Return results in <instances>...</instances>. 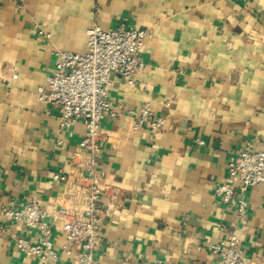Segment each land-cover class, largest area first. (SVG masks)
<instances>
[{
	"label": "crops",
	"instance_id": "0c3cea01",
	"mask_svg": "<svg viewBox=\"0 0 264 264\" xmlns=\"http://www.w3.org/2000/svg\"><path fill=\"white\" fill-rule=\"evenodd\" d=\"M93 23L148 30L137 83L110 75L97 264H220L209 244L230 233L244 264H264V183L246 191L244 220L215 195L232 182L229 159L264 141V0H0V264H47L16 246L37 231L5 215L33 198L62 240V209L87 173L86 128L62 125L37 90L48 93L58 52L88 50ZM145 103L163 128H134ZM62 171L70 183L54 178Z\"/></svg>",
	"mask_w": 264,
	"mask_h": 264
},
{
	"label": "built area",
	"instance_id": "2783aa9c",
	"mask_svg": "<svg viewBox=\"0 0 264 264\" xmlns=\"http://www.w3.org/2000/svg\"><path fill=\"white\" fill-rule=\"evenodd\" d=\"M41 35L50 33L39 29ZM88 50L83 53L70 50L58 52L55 70L48 76V93L44 87L37 90L41 100L49 101L59 112L62 125H72L83 120L86 133L79 146L88 155L87 170L74 183L77 190L71 194L72 204L62 209V240L57 243L53 230L46 221L47 212L35 198L17 208L5 211L8 218L25 223L37 231V241L25 237L16 238L17 248L27 257H36L47 264H62V256L69 264H97L95 249L99 237L98 223L104 210L100 200L105 185L95 172L96 155L100 152L101 123L106 117L116 115L109 99L110 75L118 73L131 84L137 83V75L147 67L141 57V49L148 30L141 27L102 28L93 23L87 29ZM165 118L155 114L149 103L136 112L134 128L143 125L159 130ZM200 144L204 140H199ZM228 177L232 182L216 185L215 195L227 204H232L242 220L246 217L248 203L245 193L249 187L264 183V141L257 148L238 151L228 162ZM54 178L69 182L62 172ZM220 264H244L243 249L234 233L220 241L210 243ZM140 264H166L161 261H144Z\"/></svg>",
	"mask_w": 264,
	"mask_h": 264
}]
</instances>
